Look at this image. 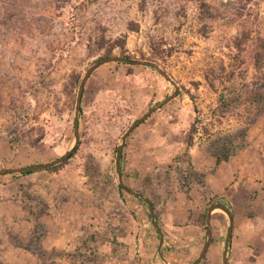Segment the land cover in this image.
<instances>
[{
  "label": "rangeland",
  "instance_id": "1",
  "mask_svg": "<svg viewBox=\"0 0 264 264\" xmlns=\"http://www.w3.org/2000/svg\"><path fill=\"white\" fill-rule=\"evenodd\" d=\"M151 42L173 55L156 57ZM122 48L173 80L118 62L92 73L69 161L0 175V264L193 263L216 203L234 214L232 264H264V0H0V170L74 148L81 81ZM176 87L129 136L122 164L156 222L147 203L120 192L116 157L128 128ZM221 95H236L229 109ZM218 146H231L229 159L218 160ZM216 213L226 219L213 221L200 264H223L229 218ZM161 236L183 252L164 259Z\"/></svg>",
  "mask_w": 264,
  "mask_h": 264
},
{
  "label": "water",
  "instance_id": "2",
  "mask_svg": "<svg viewBox=\"0 0 264 264\" xmlns=\"http://www.w3.org/2000/svg\"><path fill=\"white\" fill-rule=\"evenodd\" d=\"M110 62H122L126 64H132V65H149L154 68H156L166 79L172 81L173 78L170 74H168L158 62L154 60H144L140 58H133V57H122V56H111V57H104L98 59L85 73V76L83 77L81 84L79 86V91L77 95V102H76V120H75V145L74 148L77 146V144L80 142V113L82 111V104H83V98L85 93V88L88 83V80L92 73L99 68L100 66L110 63ZM179 93V87H176V90L173 94L165 98L164 100L157 103L155 106H153L149 111H147L143 116L138 118L125 132V134L122 136L121 142L118 147L117 151V157H116V167L119 175V182L121 187L129 192L132 195L139 196L145 200V202L148 204L151 217L154 221H158V216L156 212V208L153 204V202L146 197L143 193L137 192L130 188L125 182L123 177V169H122V161L124 156V149L126 145V141L130 134L139 127L143 122H145L148 118H150L156 111H158L162 106L170 102L172 99H174ZM74 148L70 149L64 156H61L60 158L54 160L53 162L46 163V164H37L32 166H26L23 168H6L0 170V175H7V174H14V173H29V172H35L40 170H48L51 168H54L56 166H59L63 164L67 159H69L73 152ZM222 210L224 211L229 218V224H228V235L226 239V247L224 252V258H223V264H230V247L233 240V233H234V227H235V219L234 214L232 210L223 203H216L213 204L208 209V215H207V232H206V241L204 244V248L199 255V257L192 263V264H200L207 256L209 249L212 244L213 239V214L215 210ZM158 230H160L158 226ZM164 236H161L160 241V251H162V247L164 244Z\"/></svg>",
  "mask_w": 264,
  "mask_h": 264
},
{
  "label": "trees",
  "instance_id": "3",
  "mask_svg": "<svg viewBox=\"0 0 264 264\" xmlns=\"http://www.w3.org/2000/svg\"><path fill=\"white\" fill-rule=\"evenodd\" d=\"M164 43H166V42H164ZM150 47H151V49H152V51H153V53H154V55L156 56V57H158V58H162V59H166V58H168L169 56H172L173 55V48L171 47L168 51H165L164 50V48H163V46H157L156 44H155V42H151V45H150ZM167 53V54H166ZM117 54H115L114 53V50L113 49H111V50H109L108 51V53L106 54V56L105 57H111V56H116ZM119 56H122V57H130V56H128L127 54H126V51H125V48H122L121 50H120V54H119ZM118 63H120V64H126V63H122V62H118ZM145 66H149V65H145ZM79 81L80 80H77V82H74V84H78L79 83ZM229 93H235V90H229L228 91ZM181 92H179L178 93V95L180 94ZM85 94V93H84ZM178 95L176 96V97H178ZM175 97V98H176ZM235 97H236V95H234L233 96V98H231V96L229 95V96H224V95H221L220 96V103L221 104H219V107H222V108H225V109H229L230 107H231V104H232V102L230 101V99L232 100V99H235ZM174 98V99H175ZM174 99H172L170 102H172ZM160 101H162V100H160ZM159 101V102H160ZM159 102H157V103H159ZM230 102H231V104H230ZM169 103V102H168ZM83 105V104H82ZM166 105V104H165ZM163 107V106H162ZM161 107V108H162ZM160 108V109H161ZM159 109V110H160ZM157 112V111H156ZM155 112V113H156ZM197 113H198V111H197ZM82 114H83V106H82V111H81V113H80V117L82 116ZM148 120V119H147ZM146 122V121H145ZM145 122H143V123H145ZM203 122V118L202 117H199V114L197 115V119H196V121H195V123H194V126L192 127V130H191V134L189 135V138H190V142H189V146L190 147H192L193 145H194V136H195V134H197L198 133V127L201 125V123ZM142 123V124H143ZM138 128V127H137ZM136 128V129H137ZM135 129V130H136ZM134 130V131H135ZM133 131V132H134ZM132 132V133H133ZM131 133V134H132ZM130 134V135H131ZM129 138V137H128ZM128 140V139H127ZM126 143H127V141H126ZM79 145H80V142L77 144V146L74 148V152H73V154L78 150V148H79ZM126 147V146H125ZM226 150V151H225ZM224 151H223V146H218L217 147V150L216 151H218V152H220V153H222V155L221 156H219V158H218V160H222V159H224V160H227V159H229L230 157H229V152H230V150H231V146H226V149H225ZM124 152H125V149H124ZM231 153V152H230ZM73 154H72V156H73ZM71 156V157H72ZM70 157V158H71ZM69 158V159H70ZM69 159H67L63 164H65L66 162H68L69 161ZM123 159H124V156H123ZM122 164H123V161H122ZM62 165V164H61ZM60 166V165H59ZM59 166H56V167H54V168H51V170L52 169H57V167H59ZM90 169H91V172H92V176L93 177H96V173H97V168H95V166H93V164H90ZM122 169H123V166H122ZM14 174H19V173H14ZM20 174H22V173H20ZM24 174V173H23ZM26 174H30V172L29 173H26ZM123 177H124V182L127 184V181H126V175H125V172H124V170H123ZM128 185V184H127ZM129 186V185H128ZM118 188H119V190H120V192L123 194V195H126V196H129V197H134V198H138L141 202H143V203H145L146 204V202H145V200L143 199V198H141V197H139V196H135V195H132V194H130L129 192H127V191H125L122 187H121V185H120V183L118 184ZM226 205V204H225ZM155 206V205H154ZM208 212H205V214H204V218H205V220H207V214ZM223 217V218H225L226 219V216H225V214H223V213H216V214H213V221L215 220V218L216 217ZM149 217L152 219V217H151V213H150V211H149ZM140 222H142V220L140 219V218H137ZM213 245H214V237H213V239H212V244H211V247H213ZM174 245L172 244V243H170L169 242V240H167V239H165V241H164V244H163V247H162V253L164 254V259H166V260H169V258L171 259L172 258V255L173 254H175V252L176 253H182L183 252V250H181V249H176V250H174V247H173ZM201 248H200V250H199V253L201 252V250H202V248H203V246H204V242H202L201 243ZM211 247H210V249H211ZM210 249H209V251H210ZM175 251V252H174ZM199 253H198V255H199ZM203 261H205V260H203ZM192 263V261L190 262V263H188V264H191ZM202 263V262H201ZM230 264H231V262H230Z\"/></svg>",
  "mask_w": 264,
  "mask_h": 264
},
{
  "label": "crops",
  "instance_id": "4",
  "mask_svg": "<svg viewBox=\"0 0 264 264\" xmlns=\"http://www.w3.org/2000/svg\"><path fill=\"white\" fill-rule=\"evenodd\" d=\"M234 230H235V227H234ZM233 235H234V233H233ZM234 237V236H233ZM209 253V252H208ZM230 262H231V264H232V261L230 260Z\"/></svg>",
  "mask_w": 264,
  "mask_h": 264
}]
</instances>
